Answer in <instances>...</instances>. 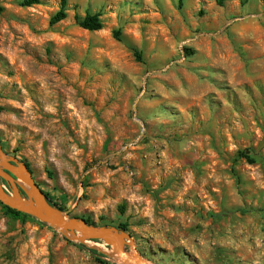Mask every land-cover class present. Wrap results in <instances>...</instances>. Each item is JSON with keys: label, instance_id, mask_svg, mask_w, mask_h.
Listing matches in <instances>:
<instances>
[{"label": "rangeland", "instance_id": "374dc122", "mask_svg": "<svg viewBox=\"0 0 264 264\" xmlns=\"http://www.w3.org/2000/svg\"><path fill=\"white\" fill-rule=\"evenodd\" d=\"M21 1L1 4L0 144L49 204L126 223L150 264H264V0H66L54 25L60 0ZM14 230L26 261L120 264L34 218ZM8 234L0 206V264Z\"/></svg>", "mask_w": 264, "mask_h": 264}, {"label": "water", "instance_id": "95a60500", "mask_svg": "<svg viewBox=\"0 0 264 264\" xmlns=\"http://www.w3.org/2000/svg\"><path fill=\"white\" fill-rule=\"evenodd\" d=\"M0 203L47 224L73 242L102 241L112 247L111 255L120 264H150L135 250H128L132 241L124 231L116 227L87 224L83 219L70 217L69 209L60 210L51 206L26 164L8 157L1 144Z\"/></svg>", "mask_w": 264, "mask_h": 264}, {"label": "trees", "instance_id": "16d2710c", "mask_svg": "<svg viewBox=\"0 0 264 264\" xmlns=\"http://www.w3.org/2000/svg\"><path fill=\"white\" fill-rule=\"evenodd\" d=\"M4 1L5 0H0V12L3 10V7L1 4ZM179 1H181V0H179ZM39 2H40L39 0H22L20 5L23 7H30L32 5L39 4ZM66 17H67L66 0H60V7L57 10V12H55L54 15L50 18L49 23L51 25L57 24L60 21L64 20ZM75 21L80 28L87 30V31H98L102 28V23L99 19L98 14L87 13V14H85V16L83 18H78L77 16H75ZM114 36L115 37L118 36V33L115 32ZM241 156H244V155H241ZM26 166L28 167L27 164H26ZM3 184H4V182H3ZM50 203H51V201H50ZM51 205L53 207H57L59 209H62L59 205H57L55 203H51ZM0 206H1V209L6 213L7 216H10V217L15 218V219H19L21 222H24L27 219H33L32 217H30L26 214H23L21 212H18L16 210L10 209V208L2 205L1 203H0ZM84 220L87 224L94 225V223H92L88 219H84ZM118 229L120 231H127V224L123 223V224L118 225ZM88 251L95 256V261L98 264H110L107 260L103 259V255L101 253H98L96 250L89 249Z\"/></svg>", "mask_w": 264, "mask_h": 264}, {"label": "crops", "instance_id": "0c3cea01", "mask_svg": "<svg viewBox=\"0 0 264 264\" xmlns=\"http://www.w3.org/2000/svg\"><path fill=\"white\" fill-rule=\"evenodd\" d=\"M19 222L22 223L19 219H15L9 216V261L2 264H49V257H42L41 261L39 262H30L26 261L22 257L16 256V251H22L23 247H17V241L20 238L16 239L18 232L14 230V228L19 227ZM59 246L62 245L61 243L58 244ZM3 248L0 246V253L2 252ZM46 252V249H40L39 253ZM56 262H60V264H94L93 261L90 259L89 255L86 253H77L75 250L69 249V253H66L64 256H58L55 259ZM53 264V263H51Z\"/></svg>", "mask_w": 264, "mask_h": 264}, {"label": "flooded vegetation", "instance_id": "af4514ba", "mask_svg": "<svg viewBox=\"0 0 264 264\" xmlns=\"http://www.w3.org/2000/svg\"><path fill=\"white\" fill-rule=\"evenodd\" d=\"M45 196H46V198L48 199V197H47L46 193H45Z\"/></svg>", "mask_w": 264, "mask_h": 264}]
</instances>
